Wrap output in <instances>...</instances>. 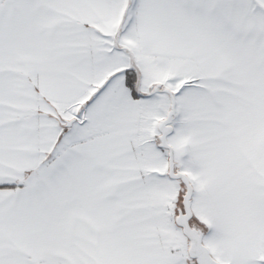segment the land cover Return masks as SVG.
<instances>
[{"label": "snow or ice", "instance_id": "snow-or-ice-1", "mask_svg": "<svg viewBox=\"0 0 264 264\" xmlns=\"http://www.w3.org/2000/svg\"><path fill=\"white\" fill-rule=\"evenodd\" d=\"M0 264H264V0H0Z\"/></svg>", "mask_w": 264, "mask_h": 264}]
</instances>
